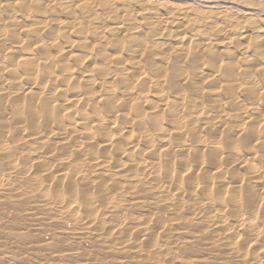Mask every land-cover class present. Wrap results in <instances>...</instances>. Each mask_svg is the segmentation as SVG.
Instances as JSON below:
<instances>
[{"label":"rangeland","instance_id":"374dc122","mask_svg":"<svg viewBox=\"0 0 264 264\" xmlns=\"http://www.w3.org/2000/svg\"><path fill=\"white\" fill-rule=\"evenodd\" d=\"M0 264H264V0H0Z\"/></svg>","mask_w":264,"mask_h":264}]
</instances>
